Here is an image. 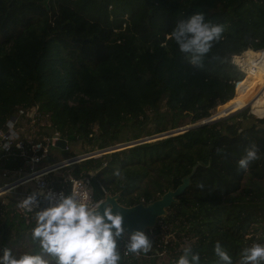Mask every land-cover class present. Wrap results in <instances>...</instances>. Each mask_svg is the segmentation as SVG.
<instances>
[{
  "label": "trees",
  "instance_id": "1",
  "mask_svg": "<svg viewBox=\"0 0 264 264\" xmlns=\"http://www.w3.org/2000/svg\"><path fill=\"white\" fill-rule=\"evenodd\" d=\"M196 12L223 27L199 69L169 38L177 21ZM248 47H264V0H0V126L18 107L34 106L72 155L75 148H103L196 122L215 107L234 112L264 86V76L250 77L231 62ZM263 101L264 91L247 105L254 115L244 108L74 165L76 176L93 170L95 201L118 192L126 205L151 201L191 173L166 215L146 229L150 252L125 255L121 241V264H158L164 257L176 264L188 246L200 264H220L216 242L240 264L244 248L264 244V112L255 111ZM250 144L258 145L260 159L243 170L238 160ZM176 219L194 240L159 255V221ZM34 226L13 193L0 196V256L5 248L15 255L38 251Z\"/></svg>",
  "mask_w": 264,
  "mask_h": 264
},
{
  "label": "clouds",
  "instance_id": "2",
  "mask_svg": "<svg viewBox=\"0 0 264 264\" xmlns=\"http://www.w3.org/2000/svg\"><path fill=\"white\" fill-rule=\"evenodd\" d=\"M223 27L196 12L175 23L169 38L181 53L187 55L193 68H202L204 57L218 41ZM218 152L221 150L218 149ZM257 144L245 148V155L238 160V167L247 170L260 159ZM120 175L119 169L113 173ZM203 188V183L197 185ZM53 199L51 194L46 197ZM36 194L27 196L20 206L34 213L35 226L31 241L38 251L13 254L10 248L3 250L0 264H121L120 242L125 254H147L152 241L143 230L127 232L120 213L113 212L111 205L103 209L88 202L86 195L72 188L69 195L60 194L50 206L35 210ZM214 254L220 264H233L232 257L219 242L214 245ZM176 264H200V255L191 246L185 247ZM240 264H264V244L253 243L242 250Z\"/></svg>",
  "mask_w": 264,
  "mask_h": 264
},
{
  "label": "built area",
  "instance_id": "3",
  "mask_svg": "<svg viewBox=\"0 0 264 264\" xmlns=\"http://www.w3.org/2000/svg\"><path fill=\"white\" fill-rule=\"evenodd\" d=\"M231 62L244 73L258 72L262 66L264 67V47L260 49L248 47L240 53H234ZM42 115L44 114L34 106H20L8 116L4 126H0V175H12L0 183V196L13 193L18 199L19 209L31 219H34V213L25 211L20 203L34 193L37 197L35 210L50 206L60 194L69 195L72 188L79 189L87 196L88 202L96 206L98 201L94 200L91 182L93 170L78 176L72 173L61 174L59 171L64 166L74 167L85 158L101 155L103 149L95 148L56 159V153L61 147L57 146L55 141L65 137L45 115ZM114 146L115 144H112L103 148L113 151ZM68 147L67 141L64 149ZM9 163L11 165H8ZM48 194L52 195V200L46 198ZM168 241L169 239H163L164 244L159 255H164L168 251L166 247ZM140 255L141 253L139 257ZM133 256L137 257L135 254Z\"/></svg>",
  "mask_w": 264,
  "mask_h": 264
},
{
  "label": "water",
  "instance_id": "4",
  "mask_svg": "<svg viewBox=\"0 0 264 264\" xmlns=\"http://www.w3.org/2000/svg\"><path fill=\"white\" fill-rule=\"evenodd\" d=\"M232 114L233 113H230L229 115L215 117L214 113H212L209 116L204 117L193 123H187L185 125L178 126L166 131L117 143L115 144L114 147H112L113 148L112 150H117L131 146L133 144H137L145 141H151L165 136L177 134L186 131L190 128L200 126L206 123H210L215 120L230 116ZM262 116H257V117H262ZM66 143L67 140L63 137L55 141V144L63 149L65 148ZM102 149H101L102 153L110 151L107 150L108 148L107 149L102 148ZM190 175L191 173L184 175L182 177V181L175 188L167 189L159 197L148 202L140 201L131 205L122 204L118 201L119 193L115 192V193H106L105 196L97 202L96 206L100 207L102 210L105 204L111 205L113 212H117L122 215L123 225L127 232H131L133 230L139 229L145 231L146 233V229L153 227L156 223L157 218L159 216L166 214V208L169 207L173 202H175L177 200V196L180 193H182L183 190L189 185ZM149 238L153 242V238L151 236H149Z\"/></svg>",
  "mask_w": 264,
  "mask_h": 264
},
{
  "label": "rangeland",
  "instance_id": "5",
  "mask_svg": "<svg viewBox=\"0 0 264 264\" xmlns=\"http://www.w3.org/2000/svg\"><path fill=\"white\" fill-rule=\"evenodd\" d=\"M259 97H260V95H258V93H257V95H255V98L258 99ZM227 107H228V105L224 106V107L220 106L218 108L215 107L213 109L212 113H214L215 117L223 116V115H227V114L232 113V110L227 109ZM258 107L259 106L257 105L255 111H257L259 113L264 112L261 109H258ZM244 108H247L248 113H251L249 106H246ZM251 114H253V113H251ZM42 116H44V115H42ZM250 119L251 118H248L247 120H250ZM41 120L45 121V119H41ZM25 124H27V123H25ZM144 136H148V135H143L142 137H144ZM80 152H82V151L79 148L78 149L75 148V153H80ZM68 155H69V153L66 151V149L60 148V149H58V151L56 153V156H57L56 159H61V158H64ZM59 173H61V174L72 173V168L70 166H64L60 169ZM11 177H12V175H8V176L0 175V182H3L5 179H9ZM249 178H250V174H246V176L244 178V186L243 187H246V188L248 187L246 183H248ZM26 186H29V184H26ZM237 195L243 196L244 195V189L240 190L237 193ZM3 200H4V198H3ZM166 213H167V211H166ZM165 215H162V216H165ZM159 222L161 223V226H162V237L169 239V241L171 242V249H168L169 253L170 252L173 253V249L176 250V249H179L183 246L189 245L194 240V238H189L186 234H184V231L180 230L181 222L178 219L172 220L171 222H163V221H159ZM27 246H28V244H27ZM140 257H139V255H137V258H140ZM167 262H168L167 257H164L163 259L158 260V264H167Z\"/></svg>",
  "mask_w": 264,
  "mask_h": 264
},
{
  "label": "bare ground",
  "instance_id": "6",
  "mask_svg": "<svg viewBox=\"0 0 264 264\" xmlns=\"http://www.w3.org/2000/svg\"><path fill=\"white\" fill-rule=\"evenodd\" d=\"M246 74H248L249 76H255V77H263L264 76V67L262 66L261 68H260V70L258 71V72H250V71H246L245 72ZM251 76V77H252ZM262 91H264V86H263V88L261 89V91L258 93V95H261V93H262ZM257 98V97H256ZM255 97L248 103V104H250L253 100H255L256 99ZM247 104V105H248ZM246 105V106H247ZM258 109H261L262 111H264V101L262 102V103H259L258 104ZM244 108V107H243ZM243 108H240L239 110H241V109H243ZM256 109V108H255ZM239 110H236V111H234V112H232V113H235V112H237V111H239ZM227 115H229V114H227Z\"/></svg>",
  "mask_w": 264,
  "mask_h": 264
},
{
  "label": "crops",
  "instance_id": "7",
  "mask_svg": "<svg viewBox=\"0 0 264 264\" xmlns=\"http://www.w3.org/2000/svg\"><path fill=\"white\" fill-rule=\"evenodd\" d=\"M71 168H73V166H71ZM259 182L262 183V184H264V173H263V176L259 179Z\"/></svg>",
  "mask_w": 264,
  "mask_h": 264
}]
</instances>
